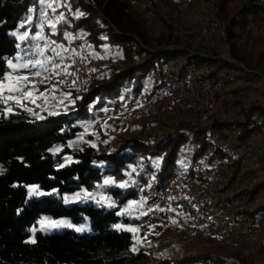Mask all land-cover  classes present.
<instances>
[{
  "label": "trees",
  "instance_id": "1",
  "mask_svg": "<svg viewBox=\"0 0 264 264\" xmlns=\"http://www.w3.org/2000/svg\"><path fill=\"white\" fill-rule=\"evenodd\" d=\"M149 1L155 4L157 0ZM61 3L70 7H64L68 22L59 28L70 30L76 37L81 32L85 34L75 39L71 48L90 50L95 58L102 59V64L96 82L84 92L66 90L76 102L73 105L69 100L65 101L56 109L61 114L42 112L41 115L46 117L42 120L27 112L0 116V264H172L173 261L167 260L150 262L144 249L131 250L135 244L133 234L114 227L118 223L131 222L119 214L120 208L139 197V187L146 180L144 175L146 172L155 173L152 161L157 158L162 157L163 161L151 182L153 188L162 189L169 177L177 172L194 178L192 168L185 172L171 171L180 148L192 136L188 150L195 147L193 159L230 170L229 184L235 183L245 168L244 160L230 152L227 145L223 148L219 141L224 138L218 139L212 130L221 136L224 131H230L235 134L237 146L246 145L255 135L264 133V102L252 103L243 110V115L218 119L196 135H190L188 124L182 125L175 132L168 133L157 148L153 147L154 143L139 139L126 140L115 151H101L99 145L91 147L72 143L83 132V123L95 121L99 113L116 107L120 99L144 97L147 104L156 100L168 77L169 62L179 52L163 51L177 40L168 32L152 35L147 29L148 20L134 9L131 0H61ZM212 5L215 17L229 22L230 56L264 78V0H212ZM43 8L39 0H0V74L9 71L4 61L16 56L19 49V41L12 33L25 30L19 27L20 24L26 22L32 10L40 15ZM76 12L85 15L77 19ZM58 39L65 41L64 37ZM107 48L118 51L120 57L115 54L107 56ZM197 59L200 58L189 57L188 60L191 63ZM196 62L217 66L216 80L224 81L220 69L233 68L222 60L200 59ZM226 98L221 107L227 105ZM64 105L68 106L66 112L63 111ZM56 146H61V150L54 155L49 149ZM147 146L153 149L148 150ZM65 157L78 162L59 167L65 163ZM101 163L103 167L99 166ZM140 164L143 168L137 167L139 174H133L136 181L133 187L127 191L116 187L104 190L118 206L101 207L92 200L68 206L62 200V196L73 195L82 188L93 191L94 185L102 182L104 176L128 179L124 175L128 166ZM29 185H37L46 192L58 190L60 195L28 200L26 186ZM218 187L222 189L223 184ZM263 188L264 183L258 184L252 195L260 194ZM180 206L184 210L189 207L186 202H181ZM261 212H264V204L254 212L241 210L237 221L241 224L243 217L255 221ZM44 215L55 219L69 218L79 226L89 220L93 234L78 235L73 231L38 233L35 243L29 242V231ZM261 251L264 254V245ZM202 260V264H226L212 256ZM196 262L199 261L175 263ZM236 264H249L247 255L237 254Z\"/></svg>",
  "mask_w": 264,
  "mask_h": 264
},
{
  "label": "rangeland",
  "instance_id": "2",
  "mask_svg": "<svg viewBox=\"0 0 264 264\" xmlns=\"http://www.w3.org/2000/svg\"><path fill=\"white\" fill-rule=\"evenodd\" d=\"M204 1L209 15L216 18L212 0ZM56 2L62 4L61 0H53V3ZM131 2L134 6V9L148 20L147 29L152 35L157 36L161 32H168L174 39L177 40V43L170 46L175 45L179 48L187 50V47L184 46V42L173 35L170 21L178 17L185 25H189L190 23L194 22L198 16L197 0H157L155 4L149 0H131ZM58 11L63 12L67 16V12L64 10V7H60ZM36 13L37 12L32 10L31 14L28 16V19H32L33 24L28 25L27 27L31 29L33 34L38 30V26L41 22L40 15H36ZM49 15H51L50 12ZM225 22L229 23L228 21ZM61 24L63 23H60L57 26V31L59 33L71 32L68 29L63 30V27L59 28ZM23 31L21 30L18 32L22 33ZM45 34L49 35L51 39L56 40L58 44L63 43L66 48L69 47L68 42L66 43L63 40L61 41L58 39L63 37V35H61L60 37L59 35L53 36L51 35L50 29H48L47 27H45ZM73 35L76 36V34L74 33ZM16 37L18 39V36ZM74 41L75 39L72 42ZM29 43L31 42L19 41L20 47L17 54H23L22 50ZM110 54H115V56H117L118 58L120 57L118 51L107 48L106 55L110 56ZM227 56L231 58L229 51ZM94 59L98 76V73L100 72V66L102 64V59L97 57H94ZM198 60L200 59H197L196 61ZM220 60L226 62V60L224 59ZM168 67L169 69L176 67L175 61L170 60ZM214 67L216 70H218L217 66ZM9 71L11 70L9 69ZM248 71V74L244 75L243 77H235L232 68L223 67L222 69H220V76H222V78L224 79L228 90V94L226 96L227 105L219 108L216 114V119L209 123H201L194 115H191L189 118L181 122L182 124L175 123L171 121V118L166 117L164 114H162L158 106L152 105V102L150 104H147L148 102H146L144 97H138L134 100L120 99L119 104L116 107H111L107 110H104L102 113H99L97 115L98 117L95 121L89 122V124H91V127L87 128V132H85V129L83 127L85 123L81 125L83 129L82 133H84V135L82 136V141L94 142L96 146H101V151H115L117 150V148L124 145L126 140L131 139H139L147 143H154L153 147L157 148L159 144L169 135L168 133L175 132L182 125L188 124L189 130L195 127H201L202 130H207L218 119L228 120L230 117H235L240 113L243 115V110L247 109L252 103L256 104L259 102H264V78L259 77L249 69ZM30 80L32 84H35L38 89V91L34 92L33 95L40 98L36 99L35 104L27 100L23 101V108L10 103L9 106L13 108V112H0V116L5 115L6 117H9L10 115H15L20 112H27L31 114V112L25 111V108L33 109L41 115L42 112H45L44 109H51L52 105H55L56 109H59L62 106V104L59 103V99L62 93L66 91L61 90L55 93L49 91L48 81L44 80L43 82H41V77L30 76ZM52 83L55 84L56 80L53 79ZM41 93H44L46 95L47 100H45L44 97H41ZM16 95H18V93ZM53 96H55L56 99H53ZM67 100L68 99H65L64 102ZM37 105H39V107H37ZM3 108L4 105L0 104V109ZM212 132L217 136L218 139L222 137L224 138L219 142L221 143V146L223 148H226L227 145L228 150L229 147L244 149L245 147H248L249 144H252L255 148L258 149L255 156L257 166H254L253 160L246 161L244 156L238 154L241 158H243L245 168L239 174L238 180L235 181V183L229 184L232 173L230 170H226L222 167L219 168V170L216 171L215 175L213 176L215 180V190L223 191L235 187V189H240L241 192H244L245 188L250 185V182L253 179V177L251 176L255 175L257 181L253 185L251 183V186H253L251 187L252 190L245 191L250 192V196L254 198L255 201L251 207L244 210H249V212L256 211L264 204V188L262 189L260 194L254 196L252 195L255 187L258 184L264 183V133L255 135L254 138L246 145L237 146V144H235L234 142V133L230 131H224L223 136H221L222 134L217 133L216 130H212ZM92 133L96 134L93 135ZM79 137H81V133L79 134ZM193 137L194 136L189 137L186 140L185 144H183L180 148V152H182L183 154H179L178 158L175 160L174 165L171 167V171L182 170L185 172L191 168V163L186 157H192V153L195 149V147H193L192 150H188V145L190 144ZM104 141H107V143H104ZM213 141L215 140L213 139ZM76 143L89 145V143L86 142ZM153 147L147 146L146 149L152 150ZM157 159L160 161L159 167L157 168L153 165L155 173H145L144 176L146 180L144 183H141L139 187V197L135 198L136 200H138L142 196L147 197V204L144 206L143 210L147 211L149 208L153 210L149 211L148 215H144L139 219L134 218L135 216L139 215V212H134L131 216L122 215L125 218L130 219L131 222H122L121 224L139 228V231L137 232H129L134 236L135 244L133 247H135L136 250L144 249L149 254L150 262H154L157 260H167L173 261L172 264H176L175 262H187L189 260H196L199 261L196 262V264H202L204 263L203 260L201 261L202 258L212 256L223 260L224 262H226V264H236L237 254L242 253L247 255L249 264H264V254H262L261 251V246L264 245V212H261L257 216L255 221L247 217L241 218L242 228L245 231H250L253 235L250 242L244 245H235L232 242L222 244L219 239V234L215 233V230L209 231L208 229H205L203 227V222L200 219L196 218L194 214L188 213V211L184 210L182 207L180 209L170 208L168 205L160 203L156 200L157 189L153 188L152 186L151 188H149L148 185L153 182L152 177L155 176L158 171H160V168L162 166V157ZM220 183L223 184L222 189L218 187ZM33 187H38L40 191L47 193L37 185L26 186V189L28 190V200H31L33 198L40 199L48 196H30L29 192ZM128 189L124 190L127 191ZM141 189H144V191H141ZM149 189L150 191H148ZM146 191L149 193L144 194ZM106 194L109 195L108 193ZM74 203L83 204L86 202H73L66 205L69 206ZM116 206H118V204H116ZM123 211L124 206L120 208L119 213ZM45 217H47L48 220H45ZM59 220L70 223L71 225H73V227L61 226L57 228L51 226L49 223L50 221ZM134 220L136 221L133 222ZM42 221L43 223H41ZM173 221H175V223H173ZM204 224L206 225L208 223L204 222ZM147 225H153L154 227L152 229L142 227ZM79 227H83L84 231H76V228ZM33 229H36V231L33 232ZM66 231H73L78 235L93 234L91 223L89 220L79 226L73 224L71 219L69 218L55 219L51 216L44 215L29 231L30 238L28 241L30 242L33 239L35 240L38 233L48 235L62 234Z\"/></svg>",
  "mask_w": 264,
  "mask_h": 264
},
{
  "label": "built area",
  "instance_id": "3",
  "mask_svg": "<svg viewBox=\"0 0 264 264\" xmlns=\"http://www.w3.org/2000/svg\"><path fill=\"white\" fill-rule=\"evenodd\" d=\"M197 11V19L189 25H185L178 17L170 21L173 35L184 42L187 50L175 45L163 49L179 52L174 58L176 67L167 71L168 77L161 95L151 103L158 106L162 114L171 118V121L179 124L191 115L196 116L201 123L215 120L217 111L228 94L225 82L222 79L216 80L215 67L195 60L189 63V57L204 60L224 59L233 66L235 77H243L249 72L243 63L227 56L229 23L209 15L204 0H197ZM76 50L84 59L81 56L73 57L76 63L69 70L75 72L76 76H61L60 79H66L68 83L59 87L64 91L82 93L96 82L97 67L90 50L84 47H77ZM73 79L76 80L75 85L71 83ZM201 130V127H195L189 133L196 135ZM229 150L244 156L246 161L253 160L254 166H257L255 156L258 149L252 144L244 149L229 147ZM186 158L195 172L194 178L178 172L173 173L166 186L157 189L156 200L173 209H178L181 202H186L191 212L197 213L219 232L222 244L232 242L235 245H244L250 242L253 235L237 222V210L233 205L236 201L238 210L252 206L255 199L250 196V192L245 191L252 190L251 183L253 185L257 181L255 175L251 176L253 179L244 192L235 187L218 191L215 190L213 178L219 170L218 165H205L196 162L193 157Z\"/></svg>",
  "mask_w": 264,
  "mask_h": 264
},
{
  "label": "snow or ice",
  "instance_id": "4",
  "mask_svg": "<svg viewBox=\"0 0 264 264\" xmlns=\"http://www.w3.org/2000/svg\"><path fill=\"white\" fill-rule=\"evenodd\" d=\"M39 2L44 5V8L40 12V24L38 26V30L35 31L33 34L31 29L27 26L33 24L31 18L27 19L25 23L20 24V28L25 29L22 33L20 32H13L12 35L18 36L19 41L26 42L30 41L22 51L23 54H17L13 58L6 59L4 63L7 66V69L11 71H6L0 74V104L4 105L3 109H0V112H7L12 113L13 108L10 105H18L19 107H24L23 101L27 100L33 104H35L36 99L40 97H35L33 95L34 92L38 91L35 84H32L30 80V76L32 77H41V82L44 80L48 81L49 84V91L57 92L61 91L60 85H66L68 81L66 79H60L61 76L69 77V76H76L75 72L70 71L69 69L72 67L73 64L76 63L73 57L81 56V53L78 52L75 48H71V43L74 39L82 38L85 34L83 32L80 33L79 37H76L71 32H64L62 33L64 40L68 42L69 47H65L63 43L58 44L56 40L51 39V37L45 34V27L50 29L51 35H61L57 31V26L60 23H67L68 18L63 12H59L58 9L60 7L69 8L70 6L67 4H60L59 2L53 3V0H39ZM35 11V10H33ZM49 12L51 15H49ZM83 12H76L75 18H80L84 16ZM17 47L19 48L20 45L18 44ZM81 59L84 57L81 56ZM92 71H96L92 69ZM55 79L56 83L53 84L52 80ZM73 85L76 84V80L73 79L71 81ZM18 93V95H16ZM41 97H44L47 100V97L44 93H41ZM56 99L55 96L52 97ZM68 99L71 104H75L76 100L72 99L71 92H63L59 103L63 104L64 100ZM39 107V105H37ZM68 106L64 105L63 111H67ZM25 111L31 112V114L38 119H45L46 117L40 115L38 112L34 111L33 109L25 108ZM49 115H59L61 114L59 110H56V106L52 105L51 109H44ZM85 132H87V128L91 127V124L85 122L83 125ZM95 135L96 133H92ZM84 133H81V137L77 138L76 142H86L89 143L91 147H96V144L92 141H82V136ZM107 143V141H104ZM71 147V144L69 145ZM61 150V146H56L55 148L49 149L54 155ZM65 163L59 165V167H65L67 163L78 162L72 161L70 157H65ZM155 167H159V160L152 161ZM103 167L101 163L99 165ZM137 167L143 168V165L140 164L138 166L129 165V170L124 172V175L128 177V179L117 180L114 176H104L102 182L97 183L94 185V190L89 191L87 188H82L80 191L74 193L70 196H62V200L65 204L73 203V202H87L89 200L94 201L96 204L100 205L101 207H115L116 202L110 195H107L104 191L110 187H116L120 189H128L133 187L136 184L135 179L133 178V174H139L137 172ZM155 180V176L152 177ZM151 188V184L148 185ZM144 191V189H141ZM57 194L60 195L58 190H53L51 192H42L38 189V187H33L30 189L29 195H53ZM147 204V197H140V199L130 200L124 206V211L119 213L120 215H129L131 216L134 212H139V215L135 216L134 218L139 219L144 215H148L149 211L153 209L149 208L147 211H144L143 208ZM48 220L47 217L44 218ZM43 223V221L41 222ZM53 227H73L70 223H66L63 220L59 221H50L49 222ZM175 223V221H173ZM117 230H123L128 232H137L139 228L125 226L123 224H116L114 226ZM147 227L148 229H152L153 225L142 226ZM36 229H33L35 232ZM76 231H84L83 227L76 228ZM31 243H35L33 239L30 241ZM132 251H136L135 247L131 249Z\"/></svg>",
  "mask_w": 264,
  "mask_h": 264
},
{
  "label": "crops",
  "instance_id": "5",
  "mask_svg": "<svg viewBox=\"0 0 264 264\" xmlns=\"http://www.w3.org/2000/svg\"><path fill=\"white\" fill-rule=\"evenodd\" d=\"M234 208L237 210V212H236V214H237V217H238V212L240 211V210H238V208H239V206H238V203L236 202V201H234ZM181 208V206L178 208V209H180ZM187 211H188V213H190V214H194V216H196V218H198V219H200L202 222H203V227L205 228V229H208L209 231H213V230H215L214 229V227L211 225V224H209L207 221H205V220H203L197 213H195V212H191L190 210H189V208L187 209ZM204 222H206V223H208V224H204ZM238 222V221H237ZM241 225V224H240ZM216 232L215 233H217V234H219V232L217 231V230H215ZM219 239H220V234H219Z\"/></svg>",
  "mask_w": 264,
  "mask_h": 264
}]
</instances>
